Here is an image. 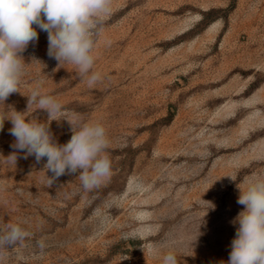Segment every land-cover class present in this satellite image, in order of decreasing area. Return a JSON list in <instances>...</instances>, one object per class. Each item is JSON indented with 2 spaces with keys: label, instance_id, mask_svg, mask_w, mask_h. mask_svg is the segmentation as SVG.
Masks as SVG:
<instances>
[{
  "label": "rangeland",
  "instance_id": "rangeland-1",
  "mask_svg": "<svg viewBox=\"0 0 264 264\" xmlns=\"http://www.w3.org/2000/svg\"><path fill=\"white\" fill-rule=\"evenodd\" d=\"M112 9L94 52L101 83L88 88L58 66L37 28L20 54V92L0 116L48 122L61 145L75 114L101 123L113 174L91 191L79 172L49 187L46 158L6 162L16 150L5 120L0 228L23 222L31 236L0 264H161L169 251L179 264H227L239 188L264 176V0H113ZM39 82L64 106L57 120L27 110Z\"/></svg>",
  "mask_w": 264,
  "mask_h": 264
},
{
  "label": "clouds",
  "instance_id": "clouds-1",
  "mask_svg": "<svg viewBox=\"0 0 264 264\" xmlns=\"http://www.w3.org/2000/svg\"><path fill=\"white\" fill-rule=\"evenodd\" d=\"M112 3L113 0H0V105L11 94L20 92L26 65L20 54L38 41L37 28L47 33V54L58 66H73L88 88L101 83L104 76L94 69V52L112 15ZM42 83H37L27 95V110L35 107L46 112L49 121L57 120L64 106L42 91ZM24 113L13 111L10 116H0V130L4 121L10 120L9 132L15 138L12 147L16 151L6 158L8 164L16 165L18 153H24L25 159L34 156L37 163L46 158L43 171L49 187L59 177L77 172L85 191L110 180L113 174L107 151L110 141L101 123L84 121L75 114L71 121L67 120L71 124V138L61 145L54 139L48 122L28 119ZM48 172L52 175H47ZM239 189L237 203L244 209L235 219L238 227L227 264H264V176L253 177L245 190ZM21 223L0 228V258L7 249L31 236ZM39 246L44 247L43 241ZM151 251L159 255L160 249L154 246ZM161 264L179 261L169 251L162 255Z\"/></svg>",
  "mask_w": 264,
  "mask_h": 264
}]
</instances>
